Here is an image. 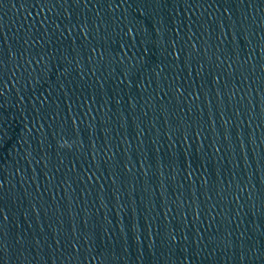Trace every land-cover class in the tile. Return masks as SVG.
<instances>
[{
	"label": "water",
	"instance_id": "obj_1",
	"mask_svg": "<svg viewBox=\"0 0 264 264\" xmlns=\"http://www.w3.org/2000/svg\"><path fill=\"white\" fill-rule=\"evenodd\" d=\"M0 264H264V0H0Z\"/></svg>",
	"mask_w": 264,
	"mask_h": 264
}]
</instances>
